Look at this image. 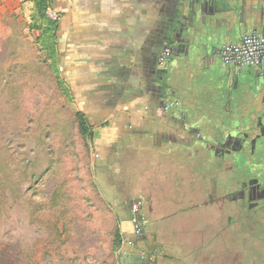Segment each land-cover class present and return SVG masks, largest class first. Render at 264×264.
<instances>
[{"label": "rangeland", "instance_id": "374dc122", "mask_svg": "<svg viewBox=\"0 0 264 264\" xmlns=\"http://www.w3.org/2000/svg\"><path fill=\"white\" fill-rule=\"evenodd\" d=\"M28 17L27 0H0V264H126L121 254L134 251L127 236L131 230L123 227L129 200L142 201L146 223L159 220V242H177L176 256L182 255L186 238L167 229H176L179 219L162 217L176 209L172 200L180 196L173 188L190 181V168L182 157L160 156L152 148L114 156L102 165L93 142L79 132L75 106L41 57L35 42L39 32L30 30ZM217 64L220 70L192 69L194 79L188 84L201 79L223 85L218 78L226 64L221 57ZM179 79L182 87L175 91L187 81ZM261 80L256 69H243L235 96L233 90L231 96L224 91L214 105L230 99L234 112L244 105L247 117H258L250 120L256 130L260 118L264 125ZM230 125L245 128L233 121ZM255 148L249 165L258 176L264 169V135ZM118 228L121 243L115 240ZM238 245L244 264H264V255L252 254L259 250L253 244ZM166 262L159 259V264Z\"/></svg>", "mask_w": 264, "mask_h": 264}, {"label": "crops", "instance_id": "0c3cea01", "mask_svg": "<svg viewBox=\"0 0 264 264\" xmlns=\"http://www.w3.org/2000/svg\"><path fill=\"white\" fill-rule=\"evenodd\" d=\"M50 2L62 15L57 32L60 75L71 105L83 112L92 126L91 141L102 165L109 164L114 156L127 157L146 148L179 159L183 153L181 141L188 138L190 126L176 112H164L165 102L173 99L182 105H214L224 91L231 96L233 90L235 96L243 69L222 68L218 79L223 78V87L201 79L191 86L188 80L192 83L194 78L190 71L220 70L217 60L222 45L236 43L247 33H264V0ZM27 4L30 21L33 4L31 0ZM167 46L176 52L167 69L170 77L161 81L160 75H166V70L159 65L158 57ZM180 77L187 81L184 88L175 91L182 87ZM172 79L171 93H167L164 83L170 85ZM260 92L258 100H263L264 88ZM251 94L244 96L253 99ZM217 109L232 113L231 100L217 105ZM259 121L256 130L250 127V120L240 121L245 128L239 131L252 138L254 151L257 139L264 135L261 118ZM231 123L224 124V135L236 131ZM130 222L127 216L124 229L130 230ZM252 244L259 249L252 254L264 255V235Z\"/></svg>", "mask_w": 264, "mask_h": 264}, {"label": "flooded vegetation", "instance_id": "af4514ba", "mask_svg": "<svg viewBox=\"0 0 264 264\" xmlns=\"http://www.w3.org/2000/svg\"><path fill=\"white\" fill-rule=\"evenodd\" d=\"M194 1L204 3L208 0ZM259 34L264 35L263 32ZM166 48L170 50L169 56L162 60V52L158 57L159 65L166 70V75H160L161 81L170 77L167 69L176 52L172 46ZM240 69H256L257 74L262 77L258 86L264 88V68ZM172 81L173 79L170 80V85L164 83L167 93H171ZM242 107L243 105L236 106V111L233 110L228 115L226 111H220V116H226L219 117L217 105H182L173 99L165 102L164 112H176L190 126L188 138L181 141V161L190 168L188 174L191 178L190 181L182 182L173 188L176 195L180 196L172 200L176 209L162 217L177 216L179 220L174 226L176 229L172 226L167 229L179 237L186 238L187 245L181 251L182 255L176 256L177 242L171 241L167 244L158 240L162 237L158 231L161 226L159 220L155 219L150 225L147 224L142 211V201L129 200L125 207L128 217L133 211L137 218L142 214L143 220L134 221L136 217L130 218V242L134 251L125 254H142L144 260H150L149 264H159L160 258H164L167 264L247 262L242 260L241 249L238 250L240 253L237 251L238 246H241L238 242L242 241L247 248L252 240L260 241L264 235V169L260 170L258 176H254L253 167L249 165L250 158L254 156L255 142L252 138L245 132L241 134L237 128L228 135L221 131L227 121L240 123L257 119L252 118L253 116L252 119L247 117ZM244 157L246 160L242 159ZM199 162L202 166L198 165ZM255 178L259 181H254ZM148 226L153 227L147 230ZM191 238H195V242L190 240ZM124 263L136 264L127 256Z\"/></svg>", "mask_w": 264, "mask_h": 264}, {"label": "trees", "instance_id": "16d2710c", "mask_svg": "<svg viewBox=\"0 0 264 264\" xmlns=\"http://www.w3.org/2000/svg\"><path fill=\"white\" fill-rule=\"evenodd\" d=\"M31 1L33 5L28 27L30 28V30H37L39 32V35L36 37L35 42L38 46L41 57H43L46 61L50 63V68L56 76L59 87L64 90L65 94L69 98L68 88L65 87L58 66V23L50 20L45 14L46 8L48 6L47 0ZM75 117L78 123L80 134L85 140L91 141L94 137V134L92 131V126L90 125L87 116L83 112L77 111L75 113ZM115 240L118 243H121L123 240V235L119 228L116 230Z\"/></svg>", "mask_w": 264, "mask_h": 264}, {"label": "built area", "instance_id": "2783aa9c", "mask_svg": "<svg viewBox=\"0 0 264 264\" xmlns=\"http://www.w3.org/2000/svg\"><path fill=\"white\" fill-rule=\"evenodd\" d=\"M47 1L45 14L50 20L58 23L62 15L53 9L50 0ZM169 53L168 48L164 49L162 60L168 57ZM219 56L227 66L264 68V35L257 32L247 33L236 43L222 45Z\"/></svg>", "mask_w": 264, "mask_h": 264}, {"label": "water", "instance_id": "95a60500", "mask_svg": "<svg viewBox=\"0 0 264 264\" xmlns=\"http://www.w3.org/2000/svg\"><path fill=\"white\" fill-rule=\"evenodd\" d=\"M185 31L187 32L188 30H185ZM135 217L136 216L133 214V211H131L130 218L133 219ZM135 219L143 220V215L140 214L139 217L138 218L136 217ZM125 256L133 259V262L136 264H142V263L149 264V262H150V260H144V255H142V254H135V253L125 254V253H123V255L121 256V260H120L122 263L125 262Z\"/></svg>", "mask_w": 264, "mask_h": 264}]
</instances>
